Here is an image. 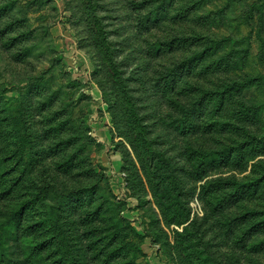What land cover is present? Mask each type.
Listing matches in <instances>:
<instances>
[{"label": "rangeland", "instance_id": "rangeland-1", "mask_svg": "<svg viewBox=\"0 0 264 264\" xmlns=\"http://www.w3.org/2000/svg\"><path fill=\"white\" fill-rule=\"evenodd\" d=\"M0 264H264V0H0Z\"/></svg>", "mask_w": 264, "mask_h": 264}]
</instances>
